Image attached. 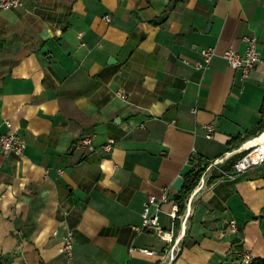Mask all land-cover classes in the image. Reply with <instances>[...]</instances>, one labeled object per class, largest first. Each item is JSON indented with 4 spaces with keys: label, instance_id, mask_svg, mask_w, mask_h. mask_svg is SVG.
Here are the masks:
<instances>
[{
    "label": "crops",
    "instance_id": "0c3cea01",
    "mask_svg": "<svg viewBox=\"0 0 264 264\" xmlns=\"http://www.w3.org/2000/svg\"><path fill=\"white\" fill-rule=\"evenodd\" d=\"M23 2L0 15V131L27 141L22 156L0 153V264L264 259V164L236 178L212 177L192 199L184 235L173 188L191 160L222 158L230 171L255 142L264 101V0ZM247 36L258 39L262 61L243 80L223 54L244 53ZM207 47L219 55L199 70ZM166 192L161 225L172 243L143 227L149 197ZM69 231L72 257L61 251Z\"/></svg>",
    "mask_w": 264,
    "mask_h": 264
},
{
    "label": "built area",
    "instance_id": "2783aa9c",
    "mask_svg": "<svg viewBox=\"0 0 264 264\" xmlns=\"http://www.w3.org/2000/svg\"><path fill=\"white\" fill-rule=\"evenodd\" d=\"M23 5V0H0V15L3 12L9 10L19 9ZM106 19L108 21H111V16H106ZM245 41L247 43V48L244 53H240L234 48H229L223 54V58L231 68L241 71L243 80L249 79L257 65L262 61L258 39L256 37L247 36L245 37ZM218 55L219 53L216 47L203 48L201 50V61L197 62L196 67L199 70H208L212 61ZM119 95L124 99L127 97L125 94L119 93ZM193 112L196 113L197 110L195 109ZM8 126L11 127V124L8 123ZM205 128L207 130V138L213 139L216 132V126L214 124H209L206 125ZM263 136L264 132L254 138L255 142L247 146L245 155L233 164L230 171H226L222 167V158L208 162L206 170L203 173L200 182L186 200L188 210H185L184 214L182 215V235L185 234L188 225L190 216L189 206L192 202V199L205 189L207 183L212 177H214L216 174H219L222 176H228L230 178H236L247 173L249 170L264 164V140H261ZM84 143L89 147L91 151H96V147L93 145L91 139H85ZM115 143V139H109L108 142L103 146V150L107 152L112 151ZM243 146H246V144H244ZM26 147V139L18 132L9 131L7 133H4L0 131V153H12L17 156H22ZM168 201L169 195L167 192L161 197V199H158L154 195H151L149 197L148 201L145 204V209L143 212V227L147 230H153L162 240L172 243V234L165 231L161 225L162 206ZM229 228L232 233H239V227L236 220H230ZM178 243L179 240L175 243L170 251L169 256L171 259H175L178 251L180 250ZM74 245V234L73 232L69 231L64 237L63 246L61 249L62 253H64L68 257H72ZM140 251L145 254H153L152 250L145 248L140 249ZM240 260L242 264H249L253 261V258L249 253H244L240 257Z\"/></svg>",
    "mask_w": 264,
    "mask_h": 264
},
{
    "label": "trees",
    "instance_id": "16d2710c",
    "mask_svg": "<svg viewBox=\"0 0 264 264\" xmlns=\"http://www.w3.org/2000/svg\"><path fill=\"white\" fill-rule=\"evenodd\" d=\"M260 113L262 116V120L257 127V129L251 134L252 136H258L262 132H264V101L262 103ZM236 141H239L238 139ZM245 155V154H244ZM244 155H241L237 158H235L230 164H229V169H232L233 164L243 157ZM190 164L192 168L185 174L184 179H185V185L183 191L180 192V194L176 198V203L179 205V210H178V216L184 213L185 208H186V200L188 196L192 193V191L196 188L198 183L200 182V179L205 172L207 162L202 159L198 158L197 161L194 159L190 161ZM179 223V220H177ZM242 264V263H241ZM249 264H264V259H253V261Z\"/></svg>",
    "mask_w": 264,
    "mask_h": 264
},
{
    "label": "water",
    "instance_id": "95a60500",
    "mask_svg": "<svg viewBox=\"0 0 264 264\" xmlns=\"http://www.w3.org/2000/svg\"><path fill=\"white\" fill-rule=\"evenodd\" d=\"M185 185V179L184 177H179L174 183H173V188L176 189L177 191L181 192L184 189Z\"/></svg>",
    "mask_w": 264,
    "mask_h": 264
},
{
    "label": "bare ground",
    "instance_id": "6f19581e",
    "mask_svg": "<svg viewBox=\"0 0 264 264\" xmlns=\"http://www.w3.org/2000/svg\"><path fill=\"white\" fill-rule=\"evenodd\" d=\"M261 140H263V139H261Z\"/></svg>",
    "mask_w": 264,
    "mask_h": 264
}]
</instances>
